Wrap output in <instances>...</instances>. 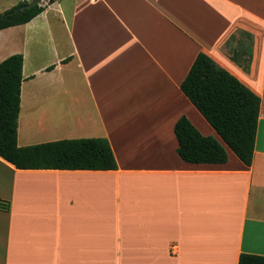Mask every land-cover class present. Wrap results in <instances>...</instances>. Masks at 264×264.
I'll return each instance as SVG.
<instances>
[{
    "label": "crops",
    "instance_id": "1",
    "mask_svg": "<svg viewBox=\"0 0 264 264\" xmlns=\"http://www.w3.org/2000/svg\"><path fill=\"white\" fill-rule=\"evenodd\" d=\"M43 1L0 31V63L24 57L18 146L105 138L118 169L20 170L0 157V264L264 257V0ZM200 53L261 98L250 167L228 147L223 165L178 154L183 115L224 145L181 90Z\"/></svg>",
    "mask_w": 264,
    "mask_h": 264
},
{
    "label": "trees",
    "instance_id": "2",
    "mask_svg": "<svg viewBox=\"0 0 264 264\" xmlns=\"http://www.w3.org/2000/svg\"><path fill=\"white\" fill-rule=\"evenodd\" d=\"M47 1L49 5L56 2ZM45 8L41 3H20L0 15V31L31 22ZM233 59L239 61L236 57ZM248 62L243 65L245 70L249 68ZM23 66L22 54L12 55L0 63V157L20 170H117L111 144L105 138L18 146ZM181 90L224 143L213 136L203 135L183 115L175 125L181 159L190 164L223 165L228 161V147L245 166L250 167L261 98L204 53L196 57ZM239 264H264V257L242 254Z\"/></svg>",
    "mask_w": 264,
    "mask_h": 264
},
{
    "label": "rangeland",
    "instance_id": "3",
    "mask_svg": "<svg viewBox=\"0 0 264 264\" xmlns=\"http://www.w3.org/2000/svg\"><path fill=\"white\" fill-rule=\"evenodd\" d=\"M21 1V0H20ZM47 1V0H45ZM18 2V0H0V15L7 12L9 9L13 8V6ZM48 2V1H47ZM41 4H45L42 0ZM18 5V4H16Z\"/></svg>",
    "mask_w": 264,
    "mask_h": 264
},
{
    "label": "water",
    "instance_id": "4",
    "mask_svg": "<svg viewBox=\"0 0 264 264\" xmlns=\"http://www.w3.org/2000/svg\"><path fill=\"white\" fill-rule=\"evenodd\" d=\"M42 0H35V1H33L31 4L33 5V4H37V3H40Z\"/></svg>",
    "mask_w": 264,
    "mask_h": 264
}]
</instances>
